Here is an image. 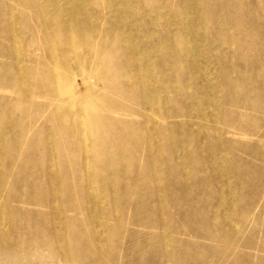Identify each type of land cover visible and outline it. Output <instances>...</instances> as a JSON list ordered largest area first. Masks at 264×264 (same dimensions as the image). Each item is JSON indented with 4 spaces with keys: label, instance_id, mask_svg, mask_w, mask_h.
<instances>
[{
    "label": "bare ground",
    "instance_id": "bare-ground-1",
    "mask_svg": "<svg viewBox=\"0 0 264 264\" xmlns=\"http://www.w3.org/2000/svg\"><path fill=\"white\" fill-rule=\"evenodd\" d=\"M261 15L264 0H0V263L264 264Z\"/></svg>",
    "mask_w": 264,
    "mask_h": 264
},
{
    "label": "rangeland",
    "instance_id": "rangeland-1",
    "mask_svg": "<svg viewBox=\"0 0 264 264\" xmlns=\"http://www.w3.org/2000/svg\"><path fill=\"white\" fill-rule=\"evenodd\" d=\"M3 1L6 2V0H3ZM220 1L221 2H225L226 0H220ZM250 1L251 0H243V4L248 5V3H250ZM245 14H247V10H245ZM245 18L247 19L246 16H245ZM221 20H226L228 22L227 18H221ZM247 21H249V19H247ZM257 21H259L260 23H262L264 21L263 15H261V17ZM254 43L257 44V41H255ZM247 54H248V57L249 58H258V59H260V63L264 64V54L263 55H260V54H258L256 52H252V51H250ZM2 62H5V59ZM242 69H245V66H243ZM258 73H261V70H258ZM1 87H3V86H1ZM0 91H1V89H0ZM245 123L246 124H250L251 121H246ZM213 135L214 134H212L211 136H213ZM164 155L165 156H170L167 151L164 152ZM241 157L242 158H246V153L245 152L241 153ZM15 163L18 165V162L17 161ZM14 176H15V174H13L12 178ZM203 176H204V174L201 173L198 169H195V170H193L191 172L190 185H188V186H190V189H188L184 193V195L188 191H191L192 193L190 195H186L185 196V202H190V203H193V204H195L197 206L200 205V202L202 201V198L204 197L203 192L199 188V184L203 181ZM192 182H193V184H192ZM165 186L170 187V186H174V184L170 185L168 183L167 184L165 183ZM14 203L16 205H20L18 202H14ZM171 212H172V208L170 209V213ZM221 213H222V211H219V214H221ZM173 214L174 215L177 214L175 210H173ZM180 220L181 219L179 217L178 222H180ZM235 221H236V218H235ZM254 225L255 224H253V221H252L251 224H250V228L253 229L254 228L253 227ZM178 226H181V225H178ZM140 229H141V227H140ZM185 238L188 239V240H190V241H192V242H203V240L201 238H196V235L193 234V233H186ZM204 244H209V242L208 241H204ZM140 246H141V249H143L145 247L144 244H140ZM239 246L240 245H238L237 250H238ZM241 247H244L246 249L247 248V245H243ZM250 251L253 252L252 250H250ZM185 261H186L187 264H211V262H208V261L206 263H202V262L194 259L192 256H189V255L186 256ZM14 263H17V264H51L50 262H46L45 263V261H43V260H38V261H21L20 259L12 260V261H9L8 263H6V262L3 261L0 264H14Z\"/></svg>",
    "mask_w": 264,
    "mask_h": 264
}]
</instances>
